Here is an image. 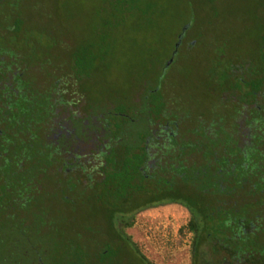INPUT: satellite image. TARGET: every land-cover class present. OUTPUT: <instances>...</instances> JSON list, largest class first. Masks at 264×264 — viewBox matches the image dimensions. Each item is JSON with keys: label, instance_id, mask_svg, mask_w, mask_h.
<instances>
[{"label": "rangeland", "instance_id": "1", "mask_svg": "<svg viewBox=\"0 0 264 264\" xmlns=\"http://www.w3.org/2000/svg\"><path fill=\"white\" fill-rule=\"evenodd\" d=\"M4 1L0 26L20 21L18 37L24 46L19 50L27 55L33 49L35 65L44 75L50 66L64 68L68 53L88 49L93 62L85 84L87 110L104 115L106 121L110 116L105 108L134 110L132 98H142L144 88L158 85L165 97L177 100L176 115L187 128H200L197 121L219 123L224 113L210 110L215 94L205 90L204 80L254 59L264 29V0H137L124 13L114 11L113 0ZM187 25L185 44L166 66L176 37ZM48 202L56 208L58 198ZM92 209L87 204L73 211L53 210L50 231L43 228L31 235L34 252L27 253L26 262L45 253L43 264H63L59 260L64 254L97 264L94 258L100 252L113 250L104 264H144L125 243H110L111 249L104 244L103 217ZM186 220L179 206H158L124 215L122 222L130 225L120 231L148 264H220L221 255L211 258L207 244L190 259L191 236L179 234ZM204 231H209L208 225ZM3 232L0 237L5 239ZM12 237L17 239L16 230Z\"/></svg>", "mask_w": 264, "mask_h": 264}, {"label": "flooded vegetation", "instance_id": "2", "mask_svg": "<svg viewBox=\"0 0 264 264\" xmlns=\"http://www.w3.org/2000/svg\"><path fill=\"white\" fill-rule=\"evenodd\" d=\"M184 32L183 30L182 34L179 33L176 37L179 44L184 41ZM191 46L194 45L191 43ZM20 47L22 46H18V31L0 28L1 185L9 189L10 195L18 193L13 191L18 190V122H21L24 115L46 114L48 116L46 119L36 122L29 128L32 134L26 135V138L32 141L22 142V148L45 150L44 153L48 154L47 158L39 156L35 158L37 162L44 160L49 163L44 168L37 164V171L41 169L43 172H36L34 176L36 180H40V194L45 198L42 201L43 205L49 212L72 211L87 204L93 207L92 210H96V206L98 208L100 206L98 197H101L105 190L112 189L110 180L112 181L116 174L114 171L119 168L120 160L117 155L125 153L118 150L117 146L124 143L108 140L103 126L96 119L97 112L87 110L85 92L87 80L72 77L71 53L66 55L64 68L50 66L45 73L47 75H44L41 73L43 72L41 66L38 68L35 65L34 51L22 55ZM177 52L178 47L175 53L171 54L172 60L169 64H172ZM232 74L227 80H208L204 83L205 90L215 94L212 99L213 106L209 105L210 110L213 114L222 111L224 116L219 123L211 121L201 125V128L207 133H213L216 132V128L222 127L229 139L227 143L229 149L262 148L264 125H261L259 120L261 118L262 122L264 115L261 112V108H264V72L262 69H248L245 64L237 70H232ZM159 96L163 110L177 114L179 107L177 100L165 97L161 88ZM144 98H147V95ZM168 99H171L170 104L167 103ZM177 128V125L169 123L154 127L148 139L143 142L144 157L137 170L145 182L150 181L162 165L165 169L163 178L167 179L166 172L171 169V163L180 171L192 165H196V168L206 164L208 170L213 171L216 166L215 158L229 165L231 159L229 151L221 150V142L184 141L182 132H178L179 129L175 131ZM203 145H210V148L205 150ZM43 147L47 148L42 149ZM140 152L132 150V153ZM221 153L223 159L218 157ZM204 154L210 163L204 160ZM215 154L217 157H214ZM243 158L245 159V156ZM28 160L31 159H27V162ZM179 184L181 183L176 180L175 185ZM228 187L230 188V184ZM212 193L215 200L213 206L218 205L228 213V216L230 212L245 210V188L233 189V193L230 189L212 190ZM51 198H58L57 209L48 206ZM167 205H176L186 211L187 220L184 225L186 226L191 217L190 210L178 201H164L142 208L122 210L139 212ZM235 224L239 240L243 235H247L245 223L240 220ZM260 224L264 226V223ZM258 233L261 236L263 232L260 229ZM187 234L191 236L189 246L192 260L199 256L200 246L207 244L211 258L221 255L220 264H264V254L254 255L248 259L245 254L233 253L220 239L203 240L198 247L193 248L192 238L197 235L194 232Z\"/></svg>", "mask_w": 264, "mask_h": 264}, {"label": "trees", "instance_id": "3", "mask_svg": "<svg viewBox=\"0 0 264 264\" xmlns=\"http://www.w3.org/2000/svg\"><path fill=\"white\" fill-rule=\"evenodd\" d=\"M1 1L0 5L2 6L4 0ZM136 2L137 0H113L112 6L114 11L124 13L130 11ZM19 24L20 21L16 19L12 25L3 29L16 32L19 29ZM183 28L185 40L190 25ZM258 37L256 57L242 61L239 65L247 64L248 69H262L264 72V29L260 31ZM184 44V41L179 44L178 51ZM18 46H24V42L19 37ZM49 49L48 47L47 51ZM30 51H33V49H30ZM88 52L87 48L78 52H70L73 63L71 75L74 79L88 78V68L93 62V58ZM233 68V66L232 68L229 66L228 70H223L217 75L213 72L211 74L212 80H227L228 76L233 75L232 70L236 69ZM204 81L207 82L208 80ZM144 89L142 98L133 97L130 102L134 110L124 108L117 111L108 106L105 109L109 111L107 113L110 116L109 121H106L104 115L96 114V119L103 126L108 140L123 142L124 144L117 146V148L125 151V153L117 155L120 160L119 168L114 171L116 173L115 177L111 178L112 181L110 180L112 184L110 188L112 189L105 190L106 192L98 197L100 206L99 208L96 206V212L100 213L104 220L106 229L103 238L104 244L111 249L110 243L121 241L129 246L141 263L148 264L149 262L136 250L135 246L122 237L120 228L130 225V222H122V217L132 213V211L122 209H137L164 201H178L190 210L191 215L187 225L180 228L179 234L184 236L185 233L194 232L197 236L192 238L194 240L193 248L198 247L203 240L215 238L220 239L225 247H229L233 253L237 255L245 254L248 259L254 255L264 254V226L262 227V224H260V222L264 223V147L247 148L245 150L230 147L229 149L227 146L229 139L222 127H219L217 132L207 133L201 128V125L206 122L197 121L200 128H194L193 125L187 128L186 125H183L180 116L163 110L158 85ZM146 95L147 98H144ZM167 103L170 104L171 99H168ZM261 112L264 114V108H261ZM47 117L46 114L43 116H31L29 114L24 115L21 122H18V190H13L18 193L10 195L8 193L9 189H6L0 182V192H2L0 194V235L3 230L7 233L5 239L0 237V264H43L46 257L44 253L41 256H35L32 261L28 260L26 262L27 253L34 252V248L30 243L31 235H38L40 230L48 228L51 223L50 216L52 212L47 211L43 205L42 201L45 198L40 194V180L34 178L36 172H43L41 169L37 171V164L41 166L40 168H44L49 164L44 160L37 162L35 158L37 156L47 158L48 154L44 153L45 150L37 151L30 150L29 147L22 148V142L28 140L26 135L32 134L29 128ZM260 120L259 123L264 125V115L263 121L260 122ZM166 123L177 125L178 128L175 131L177 132L179 129L178 132H182L184 141L221 142V150L229 151L231 157L229 165H226L225 161H218L215 158L214 164L216 166L213 171L208 170L209 167L206 163L201 167L195 168L196 165H192L180 171L175 169V165L171 163V169L166 172L167 179L163 178L165 169L162 165L158 173L153 175L150 181L145 182L137 170L141 166L144 157V153H142L143 142L148 139L152 133L150 131L154 127ZM203 146L205 150L210 148V145ZM46 148L43 147L42 149ZM132 150H140L141 152L136 154L132 153ZM219 155L220 159L224 158L222 153ZM214 157H217L216 154ZM24 158L25 161H23ZM203 158L209 162L206 154L203 155ZM27 159L31 160L27 162ZM176 180L181 184L175 185ZM228 184H230V188ZM240 187L245 188L246 191L245 210L230 212L228 216V213L220 209L218 205L213 206L215 200L212 196V190L230 189L233 193V189L238 190ZM117 207L118 210H116ZM240 220L245 223L247 235H243L237 240L239 234H237L238 229L235 223L240 222ZM206 225L209 227L207 232L204 231ZM48 229L50 231V228ZM260 229L263 232L261 236L258 233ZM14 230L17 233L16 240L12 237V231ZM258 236L261 238L259 239ZM65 249L68 250L64 245ZM249 249L252 251L248 252ZM113 253V250L100 252L94 260L97 264H104L105 260ZM13 255L17 258L15 259ZM65 255L62 256L63 258L59 260V263H84L81 257L74 256L73 260H70Z\"/></svg>", "mask_w": 264, "mask_h": 264}, {"label": "water", "instance_id": "4", "mask_svg": "<svg viewBox=\"0 0 264 264\" xmlns=\"http://www.w3.org/2000/svg\"><path fill=\"white\" fill-rule=\"evenodd\" d=\"M183 30H184V28H182L181 32H183ZM178 45H179V41L176 42V44L174 45V51L172 52V55L175 53V51H176ZM171 60H172V58H170V60H169V61L167 62V64H166V66L169 65V63L171 62Z\"/></svg>", "mask_w": 264, "mask_h": 264}]
</instances>
